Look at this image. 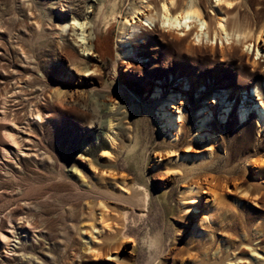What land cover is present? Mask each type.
Wrapping results in <instances>:
<instances>
[{"label":"rangeland","instance_id":"obj_1","mask_svg":"<svg viewBox=\"0 0 264 264\" xmlns=\"http://www.w3.org/2000/svg\"><path fill=\"white\" fill-rule=\"evenodd\" d=\"M141 2L0 0V221L17 223L0 264H264V124L239 119L264 102V0L229 14L258 50L145 20L130 36Z\"/></svg>","mask_w":264,"mask_h":264},{"label":"bare ground","instance_id":"obj_2","mask_svg":"<svg viewBox=\"0 0 264 264\" xmlns=\"http://www.w3.org/2000/svg\"><path fill=\"white\" fill-rule=\"evenodd\" d=\"M160 1H161V5H159L156 2V0H155V4L153 0H142L141 4L149 8L147 13L142 15V19H136L134 22L132 21L130 23H129V19H125L123 21V28L124 29L126 28L127 31L129 30L128 34H130V36H132L141 27H144V26L146 27V23H143V20H145L146 22H150V24L155 23L157 27H158V24H162L163 28H167L168 30H173V31L174 30L179 31L183 33V35H186V36L190 35L191 32L193 33L194 31H196V38L198 40H203V39H206V40L216 39L217 40L219 39L221 43L225 44V46L226 44H230L232 46L235 43H238V42L242 43L244 41H247L248 46L256 47V50L259 49L258 42L254 43L252 39L251 40L248 39V37L252 35L250 30L236 29L230 25L231 18L229 14L231 12V8H230L231 6L229 5L234 4V2H236L237 0H215V6H216L215 15H211L210 13H208V11L206 12V10L204 11V9L202 8L201 0L200 1L199 0H188L184 4L182 3V0H160ZM162 5L167 6L168 8L167 13L164 12V8L162 7ZM152 6L153 8H151ZM133 18H135V16ZM185 21H187L186 24H185ZM213 21H214V25H213ZM176 24H179L180 27H175L174 25ZM154 31H159L160 34L164 38L169 37L168 35L169 33H166L165 30L161 29L160 31V28L159 29L154 28ZM135 35H137V33H135ZM259 37H260V33H258L256 40ZM85 38L86 36H83V40H85ZM130 40H126V41H130ZM127 53H129V51H127ZM125 62H127V68H126L127 72L128 71L137 72L138 69L135 63L131 61H125ZM146 88L148 89V87ZM252 89L254 90L255 87H252ZM242 91H245V88H243ZM227 92L225 91V94H227ZM156 93L157 95L160 93V87H159L158 92ZM173 95H174L173 93H169V96L165 102L166 105H163L160 108V112L162 116L165 118L166 125L178 131V129L180 128V124L177 125L176 121H180L179 118H176L172 113L166 110V108L169 106L176 107L174 104L175 97ZM181 95H183V97L185 98V102H183V106H184V104L186 103L187 94L185 93ZM218 95L222 96L220 94H216L214 95L213 100L211 99V103L213 102L212 106L215 105L214 103L215 101L219 100ZM250 97L251 96L249 94L248 98ZM243 102H244L243 105H241L239 109L240 121L247 120L249 117L250 110L253 109L258 114L257 122H258L259 127H261L264 124V102L263 101L262 102L260 101L250 102L247 100H244ZM182 107H179L180 113L177 117H180L182 115ZM232 108H233V103L229 101L226 104L225 109L222 111V117L229 115ZM41 110L42 109H39V108L35 109L34 114L32 113L33 115H35L34 118L36 117L42 120L43 111ZM201 110L202 111H200L199 114L203 112H207V115L201 118L202 123L205 122L206 119L208 118L210 119V117L212 118L213 109L211 107L205 105L204 107H202ZM3 114H4V111L0 110L1 117L4 116ZM15 123L7 124L6 129L3 132L5 144H4L2 151L4 154L7 153L8 149H10L13 146H16L17 149H21L19 147L20 146L19 142H21V140L19 139L18 130L16 129L17 127H15L16 125ZM111 140L114 143L113 137L111 138ZM195 183L196 184L191 183L189 185V189L199 190L203 188L202 186H200V184H197V182ZM219 183H220L219 181H214V180L211 181V185L213 186H218L220 185ZM11 217H9L8 220H6L7 221L6 223L3 220L0 221V240L3 241L4 244L8 243L9 237L10 235H12L14 227L17 224L16 221L12 220V218L14 219V217L12 218ZM18 226L23 228L25 231L28 230L27 223H21ZM108 258H112V254L110 252H108Z\"/></svg>","mask_w":264,"mask_h":264},{"label":"snow or ice","instance_id":"obj_3","mask_svg":"<svg viewBox=\"0 0 264 264\" xmlns=\"http://www.w3.org/2000/svg\"><path fill=\"white\" fill-rule=\"evenodd\" d=\"M229 6H231V5H229ZM162 7L164 8V12L165 13H167L168 12V8H167V6H165V5H162ZM187 23V21H185V24ZM175 27H180V25L179 24H176V25H174ZM181 35H182V33H181Z\"/></svg>","mask_w":264,"mask_h":264}]
</instances>
